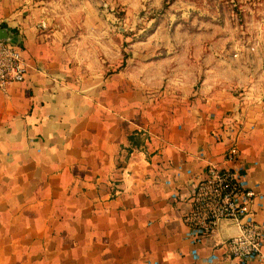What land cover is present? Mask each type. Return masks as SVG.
Wrapping results in <instances>:
<instances>
[{"label":"crops","instance_id":"obj_1","mask_svg":"<svg viewBox=\"0 0 264 264\" xmlns=\"http://www.w3.org/2000/svg\"><path fill=\"white\" fill-rule=\"evenodd\" d=\"M46 2L0 0L29 63L24 81L0 91V264H189L195 245L215 264H239L220 245L237 225L194 242L184 216L209 162L264 192L263 73L239 65L225 80L207 68L197 81L198 61L181 51H168L167 66L132 51L110 70L100 53L67 51L58 31L36 26ZM160 86L163 96L148 93ZM254 209L264 220V199Z\"/></svg>","mask_w":264,"mask_h":264},{"label":"rangeland","instance_id":"obj_2","mask_svg":"<svg viewBox=\"0 0 264 264\" xmlns=\"http://www.w3.org/2000/svg\"><path fill=\"white\" fill-rule=\"evenodd\" d=\"M46 1L36 13L48 22L41 30L58 31L67 51H92V59L100 53L111 61L110 70L131 64L132 51H152L164 66L175 59L168 51H181L188 65L198 61L197 81L207 68L221 67L222 79L229 80V70L247 65L263 73L264 88V0ZM156 73L158 81L170 74ZM163 90L148 93L161 97Z\"/></svg>","mask_w":264,"mask_h":264},{"label":"built area","instance_id":"obj_3","mask_svg":"<svg viewBox=\"0 0 264 264\" xmlns=\"http://www.w3.org/2000/svg\"><path fill=\"white\" fill-rule=\"evenodd\" d=\"M36 26L43 29L48 22L41 18ZM28 66L22 43L17 39L0 38V91H6L9 83L24 81ZM237 153L238 147L232 145L225 152V159L234 160ZM171 182L172 179H167V183ZM194 183L192 205L184 216L186 236L194 242H201L217 230L222 220H230L237 225L239 232L220 240L226 253L239 264H249L252 259L263 258L264 220L255 217L254 204L256 200L264 199V192L250 185L239 169L213 162L207 164L205 175L197 177ZM172 196L177 197L178 192L173 191ZM190 255L189 264L216 263L214 257L202 256L197 245L192 247Z\"/></svg>","mask_w":264,"mask_h":264},{"label":"water","instance_id":"obj_4","mask_svg":"<svg viewBox=\"0 0 264 264\" xmlns=\"http://www.w3.org/2000/svg\"><path fill=\"white\" fill-rule=\"evenodd\" d=\"M0 38L1 39H8V40H16L17 35L14 32V30L12 28H10L9 26L0 25ZM224 222H231L232 223V221H230V220H222L220 225L223 224Z\"/></svg>","mask_w":264,"mask_h":264},{"label":"trees","instance_id":"obj_5","mask_svg":"<svg viewBox=\"0 0 264 264\" xmlns=\"http://www.w3.org/2000/svg\"><path fill=\"white\" fill-rule=\"evenodd\" d=\"M13 30L17 33L18 32V28L13 27ZM129 139L131 141V144L133 146H135L136 144L141 142V135L140 132L139 133H133L129 136Z\"/></svg>","mask_w":264,"mask_h":264}]
</instances>
